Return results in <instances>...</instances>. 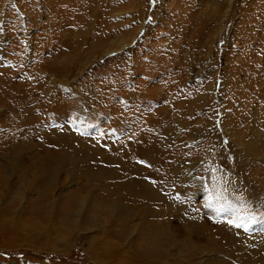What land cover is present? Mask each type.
Returning a JSON list of instances; mask_svg holds the SVG:
<instances>
[{
  "label": "rangeland",
  "instance_id": "obj_1",
  "mask_svg": "<svg viewBox=\"0 0 264 264\" xmlns=\"http://www.w3.org/2000/svg\"><path fill=\"white\" fill-rule=\"evenodd\" d=\"M0 81V264H264V0H0Z\"/></svg>",
  "mask_w": 264,
  "mask_h": 264
},
{
  "label": "bare ground",
  "instance_id": "obj_2",
  "mask_svg": "<svg viewBox=\"0 0 264 264\" xmlns=\"http://www.w3.org/2000/svg\"><path fill=\"white\" fill-rule=\"evenodd\" d=\"M123 46V44L121 43V47ZM114 50V49H113ZM111 51V50H110ZM114 51H116V50H114ZM109 52V51H108ZM3 64V63H2ZM2 78V77H1ZM2 80V79H1ZM0 83H1V81H0ZM1 89V88H0ZM53 97V96H52ZM146 147L148 148V150H150L151 149V146L149 145V144H147L146 145ZM141 148L143 149V150H146V148H145V146L144 145H141ZM138 152V151H137ZM136 154V153H135ZM137 155V154H136ZM131 158H138V155L137 156H132ZM130 158V159H131ZM129 160V159H128ZM129 163H131V162H129ZM129 169H132V171L133 172H135V166L134 165H130V167H129ZM139 170V169H138ZM132 172V173H133ZM117 173V172H116ZM135 173H137V172H135ZM138 175V174H137ZM128 179V178H127ZM144 182H139V179L137 178V176L135 177V175L131 178V177H129V179H128V183H127V186H128V189H130V187L131 188H133V186H138V188H137V191L138 192H140L141 194L142 193H144V192H146L147 191V193L144 195V196H152L153 195V192L151 191V190H149V188L148 187H146L147 185H145V184H143ZM137 184V185H136ZM145 185V186H144ZM132 192V191H131Z\"/></svg>",
  "mask_w": 264,
  "mask_h": 264
}]
</instances>
